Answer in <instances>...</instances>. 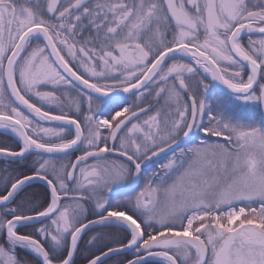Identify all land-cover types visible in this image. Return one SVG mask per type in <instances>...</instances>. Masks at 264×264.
I'll return each instance as SVG.
<instances>
[{"label": "snow or ice", "instance_id": "1", "mask_svg": "<svg viewBox=\"0 0 264 264\" xmlns=\"http://www.w3.org/2000/svg\"><path fill=\"white\" fill-rule=\"evenodd\" d=\"M0 130V264H264V0H0Z\"/></svg>", "mask_w": 264, "mask_h": 264}, {"label": "trees", "instance_id": "2", "mask_svg": "<svg viewBox=\"0 0 264 264\" xmlns=\"http://www.w3.org/2000/svg\"><path fill=\"white\" fill-rule=\"evenodd\" d=\"M15 142H16L15 138L0 132V145L15 146ZM31 159H35V157H30V160ZM3 167H4V164L0 163V169H2ZM45 192H46V188H45L44 185L39 184V183H32L30 186L25 188V191H24V193H22V196L29 195L33 199L39 201V200H43ZM97 231H101V229H97ZM102 231H115V230L114 229H112V230L105 229V230H102ZM86 239H87V237H85V240ZM81 247H82V251L76 257V264H86L87 260L84 257L86 255H90L91 252H95L96 251L95 248H91V251H84L83 249H86L89 246H87L83 242H82Z\"/></svg>", "mask_w": 264, "mask_h": 264}, {"label": "flooded vegetation", "instance_id": "3", "mask_svg": "<svg viewBox=\"0 0 264 264\" xmlns=\"http://www.w3.org/2000/svg\"><path fill=\"white\" fill-rule=\"evenodd\" d=\"M254 38H257V37H254ZM245 39H247V38L245 37ZM134 99H135V98H131V99L129 100V103H132V102L134 101ZM155 103H156L155 98L152 97V96H149V97H147V98L144 100V104L141 105V106L144 107V106L151 105V104H155ZM163 107H164V100L161 99L160 104L157 105V108H163ZM58 112H59V109H54V114H58ZM152 114H153L152 112H149V113H148V115H152ZM145 118H147V117H146V116H145V117H142V119H145ZM44 126H49V125H44ZM1 132H2V131H1ZM2 133H4V132H2ZM4 134H6V133H4ZM7 135H8V134H7ZM9 136H11V135H9ZM11 137H13V136H11ZM13 138H15V137H13ZM15 139H16V138H15ZM79 154H80V153H75L74 155H79ZM169 155H171V153H169ZM69 158H70V159H74V156L69 157ZM153 167H155V165L151 166L150 169H149V171H151ZM39 184H40V183H39ZM42 185H43V184H42ZM140 187L142 188V187H143V184H141ZM137 191H139V189H137ZM130 194H131V195H135V193H130ZM117 198L122 199L123 196H119V197H117ZM21 255H23V253H21ZM130 258H131V254H130V253H129L126 257H116V256H113L111 259L107 260V261L105 262V264H114V262H115L116 260H118V259H130ZM86 264H87V263H86Z\"/></svg>", "mask_w": 264, "mask_h": 264}, {"label": "water", "instance_id": "4", "mask_svg": "<svg viewBox=\"0 0 264 264\" xmlns=\"http://www.w3.org/2000/svg\"><path fill=\"white\" fill-rule=\"evenodd\" d=\"M44 125H49V126H56L58 124V122H51V123H48V122H42ZM9 135V134H8ZM32 183H40V184H43L41 181H33ZM44 185V184H43ZM45 186V185H44Z\"/></svg>", "mask_w": 264, "mask_h": 264}, {"label": "bare ground", "instance_id": "5", "mask_svg": "<svg viewBox=\"0 0 264 264\" xmlns=\"http://www.w3.org/2000/svg\"><path fill=\"white\" fill-rule=\"evenodd\" d=\"M0 131H2V132H4V133H7V132H5L4 130H0ZM7 134H9V133H7ZM10 135V134H9ZM12 136V135H11Z\"/></svg>", "mask_w": 264, "mask_h": 264}, {"label": "rangeland", "instance_id": "6", "mask_svg": "<svg viewBox=\"0 0 264 264\" xmlns=\"http://www.w3.org/2000/svg\"><path fill=\"white\" fill-rule=\"evenodd\" d=\"M1 132V131H0Z\"/></svg>", "mask_w": 264, "mask_h": 264}]
</instances>
